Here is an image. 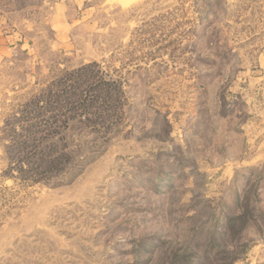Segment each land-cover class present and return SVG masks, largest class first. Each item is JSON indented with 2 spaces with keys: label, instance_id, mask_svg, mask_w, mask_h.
Wrapping results in <instances>:
<instances>
[{
  "label": "rangeland",
  "instance_id": "obj_1",
  "mask_svg": "<svg viewBox=\"0 0 264 264\" xmlns=\"http://www.w3.org/2000/svg\"><path fill=\"white\" fill-rule=\"evenodd\" d=\"M131 1L6 73L0 264H264V0Z\"/></svg>",
  "mask_w": 264,
  "mask_h": 264
},
{
  "label": "crops",
  "instance_id": "obj_2",
  "mask_svg": "<svg viewBox=\"0 0 264 264\" xmlns=\"http://www.w3.org/2000/svg\"><path fill=\"white\" fill-rule=\"evenodd\" d=\"M123 1L0 0V89L10 66H35L39 49L47 42L51 50L69 52L74 30L87 23L97 7L123 6ZM245 72L248 85L264 91V42L256 62ZM253 153L251 165L263 164L264 129Z\"/></svg>",
  "mask_w": 264,
  "mask_h": 264
},
{
  "label": "trees",
  "instance_id": "obj_3",
  "mask_svg": "<svg viewBox=\"0 0 264 264\" xmlns=\"http://www.w3.org/2000/svg\"><path fill=\"white\" fill-rule=\"evenodd\" d=\"M70 87H73V85H71Z\"/></svg>",
  "mask_w": 264,
  "mask_h": 264
}]
</instances>
